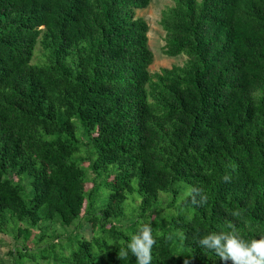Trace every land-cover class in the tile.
<instances>
[{
    "label": "trees",
    "instance_id": "obj_1",
    "mask_svg": "<svg viewBox=\"0 0 264 264\" xmlns=\"http://www.w3.org/2000/svg\"><path fill=\"white\" fill-rule=\"evenodd\" d=\"M171 2L162 53L186 62L152 75L151 0H0V235L35 244L13 264H136L145 223L152 264L264 235V0ZM83 222L91 239L50 234Z\"/></svg>",
    "mask_w": 264,
    "mask_h": 264
},
{
    "label": "rangeland",
    "instance_id": "obj_2",
    "mask_svg": "<svg viewBox=\"0 0 264 264\" xmlns=\"http://www.w3.org/2000/svg\"><path fill=\"white\" fill-rule=\"evenodd\" d=\"M172 5L173 3L171 2V0H151V4L147 9L136 12L137 17L144 19L149 26V48L154 55V62L153 65L150 67V73L152 75L160 73L162 69H171L174 66L183 67L186 62V58H168L162 53V50L166 43L165 33L163 32L160 26L161 13L166 8H169ZM43 54L44 53L41 48L38 47L35 62H45L47 57ZM187 195H189V192L187 193ZM160 200L162 204H166V202L172 200V198L170 196H166V194H162L160 196ZM125 205L127 212L130 213L134 211V208L131 206V204L128 205V202H126ZM182 211H184V209L167 210L163 218L171 216H181V214L183 213ZM130 221L131 220L126 219L121 223V225L129 224ZM77 232H81L85 239H91L92 237L91 226L86 222H83L79 227L74 226L67 230H63L59 227H56V231L50 234L54 236V239H66L70 236H74ZM38 234L39 232H36L34 233V236ZM48 242H52V240H49ZM24 246H27L32 250L35 249V244L32 242V240L26 243L22 238H14L13 236L0 235V264H13V257L11 253L13 252L16 257L17 250L22 249Z\"/></svg>",
    "mask_w": 264,
    "mask_h": 264
},
{
    "label": "clouds",
    "instance_id": "obj_3",
    "mask_svg": "<svg viewBox=\"0 0 264 264\" xmlns=\"http://www.w3.org/2000/svg\"><path fill=\"white\" fill-rule=\"evenodd\" d=\"M155 242L151 224L145 223L129 237L121 255L130 253L136 264H152ZM196 242L201 248L214 251L225 264H264V235L245 239L235 228H230L227 232H208ZM190 259H185L183 264H190Z\"/></svg>",
    "mask_w": 264,
    "mask_h": 264
}]
</instances>
